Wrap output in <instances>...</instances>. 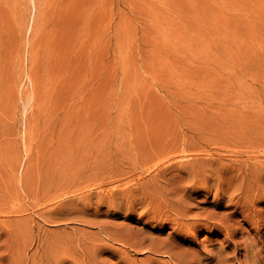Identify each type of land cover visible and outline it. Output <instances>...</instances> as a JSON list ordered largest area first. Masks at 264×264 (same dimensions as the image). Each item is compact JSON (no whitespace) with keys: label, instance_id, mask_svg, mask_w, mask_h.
<instances>
[{"label":"rangeland","instance_id":"1","mask_svg":"<svg viewBox=\"0 0 264 264\" xmlns=\"http://www.w3.org/2000/svg\"><path fill=\"white\" fill-rule=\"evenodd\" d=\"M260 161L264 0H0V264H218Z\"/></svg>","mask_w":264,"mask_h":264},{"label":"bare ground","instance_id":"2","mask_svg":"<svg viewBox=\"0 0 264 264\" xmlns=\"http://www.w3.org/2000/svg\"><path fill=\"white\" fill-rule=\"evenodd\" d=\"M223 158L220 159L222 161ZM259 164H263L264 161L258 162ZM264 182V179H263ZM221 185L219 184V188ZM257 196L256 198L248 203L245 206H237L233 211L232 214L227 217L229 220H232L233 216L236 214L242 215L243 219H247L248 215L250 219L254 222L255 226L253 228L255 229V234H253L251 237H246L245 233L242 232L239 228H234L235 231L230 234V236L226 239L227 247L232 249L235 254L229 255L226 254V256H221L219 258L218 264H264V238L262 237L261 233L264 232V206L260 207L259 205L264 203V184L259 185L257 187ZM221 193L216 195L215 203L216 205L221 204V201L223 197L221 198ZM227 197L233 198L232 195H229ZM237 203L239 201H236ZM236 205V204H235ZM252 222V223H253ZM195 226L190 229L191 232H194L195 229L202 224H205V222H195ZM231 224H224L223 227H230ZM171 228L174 231L175 238H178V235L181 234V232L178 230L179 227L175 226L174 224L171 226ZM220 228H211L212 231ZM178 234V235H177ZM194 233H190L186 230L185 235H193ZM195 235V234H194ZM236 236H239L240 238H236ZM179 243V242H177ZM177 251V252H174ZM211 249H206V255L200 256L199 254L194 255L191 259L185 258V256L178 250H169L167 251L166 256H168V260L165 261V264H205V261L212 260L214 256H216V252L212 253ZM219 253L223 251H218ZM95 264H98L96 262Z\"/></svg>","mask_w":264,"mask_h":264}]
</instances>
